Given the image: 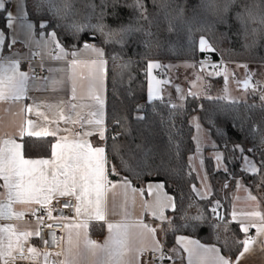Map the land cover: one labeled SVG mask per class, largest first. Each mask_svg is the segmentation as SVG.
<instances>
[{
  "label": "snow or ice",
  "instance_id": "1",
  "mask_svg": "<svg viewBox=\"0 0 264 264\" xmlns=\"http://www.w3.org/2000/svg\"><path fill=\"white\" fill-rule=\"evenodd\" d=\"M236 2V0H201L200 7L208 14L218 21H223L225 14L230 10L231 6ZM34 8L38 14L37 32H33L35 27L34 23L29 20V13L26 10L25 0H18V14L13 15L11 11L6 14V27L13 28L14 24L19 21L20 28L24 31L26 36V42L28 44H35L37 47H43L48 49L52 47L54 51L49 53V58L54 60H62L67 57H71L68 60V67L70 69H76L80 67H86L88 70L87 79L90 82L89 86V97L95 102V110L89 112V118L83 121L87 125L92 126L97 131H83L81 133H76L74 136H63L59 137L58 134L61 131L58 127L55 129L44 128L39 132L33 131V121H26V125L21 126L20 136L23 138L25 134L28 136H53L58 137L55 143L51 144V158L50 159H25L22 155V144L17 143L15 139L9 137L8 139L0 140V179L3 180V187L7 190V195L9 198V204L15 200H23L24 202L35 201L40 204L42 210L47 211L51 215L52 211H56L54 208L45 209L43 206L48 204L50 198H53L56 193L60 197L68 196L75 197L77 204L75 205L76 214H83L87 219H103L105 217V200L106 193L109 190V185L115 187L112 181L108 179V173L106 172L105 165L108 163L105 156V148L94 147L86 139L91 135H98L101 139L105 138V120H104V100L99 95L98 89L102 84L101 74L102 69L106 63L104 57L106 53L102 48L96 46L95 43L91 42L95 40L97 33L104 37L105 44H118L123 48L127 43V37L132 33H141L144 39L141 41L142 46L146 50H150L154 43L152 37L154 35L152 31L153 20L149 18L147 7L145 5V0H132L131 3L121 4V0H101L100 12H96V5L90 4L88 7L92 9L91 12L84 14L74 7L75 0H33ZM111 7L113 9L112 15L118 17L119 13L116 9L121 7H127L132 10L136 16L137 22L143 20L146 22L147 26H124L120 25L117 28H111L103 22L104 17L108 14L107 9ZM5 10V0H0V11ZM93 16H96L98 22L96 24L91 23ZM167 20V30L169 32L174 30L175 24L172 19L165 16ZM236 19L241 23L242 31L244 36L247 38L249 35V27L251 25H259V27H251V35L256 36L262 30H264V12L259 10V5H242L241 10L236 13ZM213 30L212 24L205 17L203 23L199 27L194 28L192 23L186 24V31L188 37V49L192 52L197 50L200 52H213L215 51L214 45H212L206 38L204 33L211 32ZM61 32L70 35L73 38L74 43L70 46L65 45L61 39ZM201 33L198 39V44L196 40L195 33ZM90 33L88 41H84L81 44L82 34ZM39 37L37 39L36 37ZM5 33L0 30V47L5 44ZM16 42L15 37H13L12 42L8 44V48ZM246 47L248 45H245ZM90 51L94 54L96 59L85 64L80 61L77 57L79 52ZM34 58L33 55L21 56L20 53L16 52L10 56H5L0 54V102L15 103L26 98L27 87L29 79H37L34 75L35 68L29 63V72L20 71V65L22 59ZM113 60L119 59V54L113 55ZM206 62L201 61V69ZM130 66V61L125 64L120 65L119 75H123L124 71ZM185 67H195L193 64H185ZM213 69H220L221 64L210 65ZM170 65H163L161 63L149 60L146 65V76L148 78V89H147V101L152 102L154 100H162V92L164 89L162 85L170 84V80L167 79H157L153 76L154 69H166L170 68ZM238 67H244L247 69V65H238ZM41 71H44V64H40ZM50 72L52 69H48ZM217 75L223 74L225 81L227 82L229 77V72L227 68L222 69L221 72H217ZM211 75V73H209ZM252 74L246 71V79L244 81H238V84H242L243 90L247 92L250 85H252L251 80ZM234 77V73H233ZM46 81L49 79L44 77ZM72 80L73 76H69ZM131 80V76H129ZM53 86L63 85L62 80L51 81ZM181 90L177 87V92ZM73 99H75V87L72 88ZM259 92L260 107L264 109V86L259 83L252 85V93L255 95ZM192 95V93H189ZM208 99H213L212 97H207ZM178 99H186V97L181 94ZM216 99L229 100L231 103H238L236 100H230V98L225 95L222 97H217ZM64 101L60 102L63 105ZM57 105V107H60ZM171 108L176 109L182 107L183 105L170 104ZM39 105L27 106L29 112L37 110ZM71 109H75L77 105L71 104ZM81 108L91 107L90 105H80ZM137 115L135 119L144 120L145 116L139 113L143 111L144 106L138 104ZM248 107L255 108L256 105H250ZM61 120L71 121L73 124L81 122L83 118L80 113H76V117L73 118L71 115L64 116L63 109L61 108ZM196 118L194 117L193 120ZM117 125H121L122 122L117 120L115 122ZM167 127L169 131V148H175L177 154H179V144H173V133L179 134V129L176 128L175 118L171 117L167 122ZM197 130L201 131L200 125L196 124ZM214 127V125H213ZM67 131V130H65ZM258 131V128H253V132ZM210 133L202 134L201 136L193 137L196 141L195 152L197 157L201 152V148L204 145L207 135ZM120 133H117L113 139H117ZM260 149L264 150V136L260 137L259 140ZM212 147L215 150L213 158L216 161V168H222L225 173L232 175L230 169L224 164L225 156L221 153L215 143H212ZM225 149L227 150V144H225ZM240 149L241 158L244 161V171L251 170L252 173H262L264 172V151H261V160L259 167L253 162L255 159V154L257 153V148L253 147L251 149L245 150L243 145H234L233 151ZM136 150L141 152L145 158L151 154V149H148L143 144L136 145ZM253 154L252 159L245 152ZM193 155L188 156V176L191 177L193 172L197 173V179L201 181V187L204 191H200L195 184L191 185L189 199V207H193L192 201L195 199L191 193H195L199 196L201 200H204L206 195H210V189L208 187L207 181L209 177L207 175H199L200 171L204 167V161L200 159L199 168L194 167V160L197 158ZM122 167L125 171L140 175L135 168L132 167L127 161L122 160ZM142 171V169H141ZM111 173L120 176V172L113 166ZM49 175L51 179H49ZM120 184L126 190L125 197L127 199V189L131 187V181L129 177H121ZM261 185H264V175L261 176ZM155 186L157 192H159L163 187V183H148L147 187L151 190ZM225 183L224 187H227ZM135 191V189H133ZM140 191H143L141 189ZM255 199V197H252ZM172 203V198L165 196L161 198L157 196L155 202L151 205H146L152 208V215L161 221L167 222V229H162L167 233L168 231L177 232L183 227H196L199 223L207 222V218L203 214H198L196 216H189L187 210H184L181 215V219L185 221V224L177 227L175 222L170 216L164 215V209L168 204ZM208 205H212L211 212L216 215L217 220H221L217 214V208L219 207V201L212 200L207 201ZM71 202L68 201L64 204V207H71ZM4 205H0V217L4 216L2 209ZM176 205H173L175 208ZM62 211V209H61ZM19 215V214H17ZM127 213H124L125 218L116 223H107V228L109 230L108 236L105 238L104 243L98 244L96 241L91 240L84 236L83 241L80 239V233H76L75 239L71 232L67 236L66 257L60 262V264H81V243L83 244L84 251L95 258L98 253H103V259L97 262L95 259L90 261V264H144L139 257L144 252L149 249L153 252H160L158 257L160 260L165 259V254L161 251V242L153 240L151 245L141 244L139 247H132L130 243V230L132 227H138L141 229L142 234H147L152 236L155 233V229L147 224H136L131 225L127 220ZM247 219L254 223L259 219L260 223L257 225V235H248V229L252 226V223L245 224L240 221V230L245 234L243 240H234V243L240 246L238 255L236 256V261L241 262L242 258L254 251L253 245H256L261 252H264V213L260 211H253L251 213L244 214ZM232 219L236 220L235 213L232 214ZM188 221H195L196 224L189 225ZM76 228L86 229L88 227L87 220L75 225ZM219 224L213 225V228H218ZM227 226H225V231H227ZM0 233H7L8 242L5 245L3 240L0 239V260L4 261V264H8L9 258L12 261L20 258L23 259L24 245L21 242V236L26 239L28 236L32 235L30 232H24L21 235H16V233L11 229L10 226L5 228H0ZM38 235V233H37ZM13 236L16 237L13 241ZM219 239V237H218ZM176 244L179 248H182L185 253H187L188 264H233V261L229 258H225L220 254L221 250L215 246H206L200 241L191 239L186 236H178L176 238ZM227 244V241H225ZM173 253L172 258H180V253L178 248H173L170 250ZM20 253L19 257L14 255V253ZM27 252L30 256L38 255L37 250L34 247H28ZM45 255V260L47 261L48 255ZM59 255V254H57ZM30 258V257H29ZM52 264H55L53 261ZM147 264H156V258H153L147 262Z\"/></svg>",
  "mask_w": 264,
  "mask_h": 264
},
{
  "label": "trees",
  "instance_id": "2",
  "mask_svg": "<svg viewBox=\"0 0 264 264\" xmlns=\"http://www.w3.org/2000/svg\"><path fill=\"white\" fill-rule=\"evenodd\" d=\"M132 0H121V4L131 3ZM110 3V0H109ZM95 4L96 12L99 13L101 0H75L74 7L80 12L87 14L92 11L88 5ZM259 5V10L264 12V0H236L230 10L225 14L223 21H218L200 7L201 0H145L149 18L153 20L152 39L154 42L150 50H146L141 41L144 39L141 33H132L127 37L126 45L121 48L118 44H105L104 37L97 33L95 40L91 41L100 46L106 53L108 59L106 77V140L105 150L106 171L111 180H121L127 176L136 186L147 182H159L164 184V189L169 194L176 205L169 213L171 219L177 227L185 224L181 219L184 210L189 216L203 214L207 222L199 223L196 227H183L180 231H164L165 246H171L178 235H189L197 238L206 244L217 245L222 252L234 258L240 246L234 240H243L245 234L241 232L240 226L235 223L221 224L218 228H213L217 222L228 223L232 216L233 191L240 183L247 186L254 196H261L264 199V185H261V176L264 172L256 174L246 172L243 169V159L240 149L233 151L234 145H243L245 150L253 147L257 148L254 163L259 167L261 151L259 140L264 136V109L260 107L259 92L255 95L249 90L246 99L238 103H231L222 99L198 98L189 95L186 91L183 106L176 109L169 105L174 104L175 97L163 96L162 100L147 101L148 82L146 76V65L149 60L158 63L185 61L195 62L202 60L209 55L213 60L222 61L226 65H247L253 72V81L264 86V30L258 35H251V25L249 35L244 36L241 23L236 19V13L241 10L242 5ZM26 9L29 19L34 23L36 31L38 29L37 17L33 0H26ZM118 17L112 15L113 9H107L108 14L103 22L111 28L124 26H147L146 22L135 19L136 14L127 7L116 9ZM2 14H0L1 16ZM174 21V30H167V20L165 16ZM205 17L212 24L213 30L204 33L209 42L214 45L213 52H200L198 47L195 52L188 49V37L186 24L192 23L193 27H199L204 22ZM98 19L93 16L91 23L96 24ZM5 29V28H4ZM6 32V29H5ZM201 33L196 32V40ZM90 33L82 34L81 44L88 41ZM61 39L65 45L74 43L73 38L61 32ZM245 45H248L247 47ZM119 54V59L113 60V55ZM130 61V66L119 75L120 65ZM131 76V80H129ZM207 81H213L217 86H221L222 76L210 77ZM143 105L144 109L140 115L145 116L144 120L135 119L137 105ZM255 104L256 107H248ZM180 105V104H179ZM196 116L199 124L210 133L213 143L217 149L224 154V164L230 169L232 175L223 170H216L211 157L204 158V169L209 177L211 194L201 200L195 193L192 201L193 207H189V195L192 184L199 186L197 174L193 172L188 176V156L195 152L194 126L190 123V118ZM171 117L175 118L176 128L179 134L173 133V144H179V154L175 148H169V131L167 122ZM120 120L121 125L115 122ZM214 125V127H213ZM258 131L253 132V128ZM120 133L117 139H113ZM53 138H24L22 140L23 152L26 158L40 159L49 158L51 155V144ZM143 144L151 149V154L144 155L136 150V145ZM227 144V150L225 149ZM207 150H214L213 147ZM252 159L253 154L245 152ZM122 160L127 161L140 172L137 175L127 172L122 167ZM115 167L120 176L111 173ZM142 169V171H141ZM227 183V187H224ZM1 188V186H0ZM218 200L217 210L222 211L221 220H217L212 215L211 207L207 201ZM189 225L196 224L195 221H188ZM103 226L92 224L91 234L101 238L104 234ZM219 237V239H218ZM227 241V244H225Z\"/></svg>",
  "mask_w": 264,
  "mask_h": 264
},
{
  "label": "crops",
  "instance_id": "3",
  "mask_svg": "<svg viewBox=\"0 0 264 264\" xmlns=\"http://www.w3.org/2000/svg\"><path fill=\"white\" fill-rule=\"evenodd\" d=\"M26 3V0H25ZM27 10V9H26ZM8 11H11L13 15L18 14V0H5V10L0 11V30H3L5 33V44L0 47V54L5 56H10L13 53H20L21 56L24 55H33V59H37L43 61L44 70L48 73V80H38V79H29L28 87H27V96L25 99L15 102V103H8V102H0V140L8 139L9 137L16 140L17 143L22 144V140L24 138H53L54 142L58 139V137L49 136H41L37 137L35 135L28 136L25 134L23 138L20 136V129L21 126H27L26 121L31 120L33 121L32 130L39 132L44 128L55 129L59 128L61 131L59 132L58 136H69L72 137L76 133H81L83 131H97L92 126L87 125L83 121H86L89 118V112L95 110V102L89 97V86L90 82L87 79L88 70L86 67H80L76 69H70L68 67V60L71 57H67L62 60H54L49 58V53H52L54 49L49 47L45 49L43 47H37L35 44H28L26 42V36L24 31L19 26V21H17L13 28L6 27V14ZM30 20V19H29ZM31 21V20H30ZM6 32H5V29ZM33 32H37L36 28L34 27ZM13 37H15L16 42L12 45L11 48H8V44L12 42ZM39 39V37H36ZM97 47L101 48L100 46L96 45ZM80 61L84 62L85 64L91 62L92 60L96 59L94 54L90 51H83L79 52L78 57ZM105 65L102 69L101 80L102 84L99 86L98 92L101 98L104 100V120H105V128H106V77H107V68H108V59L105 58ZM28 59H22L20 65V71L28 72L29 66ZM48 69H52L50 72ZM157 69L153 70V76L156 78L155 72ZM69 76H73V79L70 80ZM55 80H62L63 85H56L53 86L51 81ZM158 79V78H157ZM223 81V79H222ZM148 82V78H147ZM75 87V99H73V92L72 88ZM64 101L63 105H60V102ZM75 104L77 107L75 109H71L70 105ZM30 105H39L40 107L37 110L29 112L27 110V106ZM60 105V107H57ZM80 105H90L91 107H84L81 108ZM61 108L63 109V115L69 116L71 115L73 118L76 117V113H80V116L83 118L81 122L73 124L70 120L64 121L60 119L61 116ZM67 130V131H65ZM208 133V132H207ZM86 139L91 143L94 147H103L105 148V140H106V132L105 138L101 139L98 135H91L86 137ZM22 155L24 156L23 152V145H22ZM52 155V153H51ZM43 158V159H50ZM106 156V150H105ZM25 159H30L26 158ZM41 159V158H40ZM244 162V161H243ZM106 168V165H105ZM218 170V169H216ZM220 170V169H219ZM223 170V169H221ZM107 172V171H106ZM49 179L51 176L49 175ZM108 179L111 180L110 176L108 175ZM112 184L115 185L113 187L110 185L108 192L106 193V200H105V217L103 219H87L86 216L83 214H76L77 220L73 222H68L65 224L64 229V238L62 244V254L56 256L55 258H48L47 261L45 260V255L43 256L44 262L52 263L55 259L56 261L60 262L65 259L66 257V248L67 245V236L69 232L72 233L73 238L75 239L76 233H80V239L83 241L85 235L91 240L96 241L98 244H103L105 238L108 236L109 230L107 228V223H116L125 218L124 213L126 212L127 220L129 224L136 225V224H147L154 228L156 231L152 236L147 234H142V231L138 227H132L130 230V243L132 247H139L141 244L151 245L152 241H159L162 245V238L164 235V231L162 229H167V222L161 221L158 218H155L152 215V208L146 205H151L155 202L157 196L159 195L161 198L168 196L171 197L169 194L166 193L164 187L157 192L155 186L151 190L148 189V183H152L155 185L159 182H147L140 186L134 185L131 182V187L127 189V199L125 197L126 190L120 184L119 181L111 180ZM3 180L0 179V205H4L5 207L2 209L4 212V216L0 217V228H5L10 226L11 229L16 233V235H21L24 232H30L32 235L28 236L24 239L21 236V242H28L30 241L31 244L28 247H35V240L37 236V224L34 222H27L24 220L26 215H31L35 211V209L40 204L36 203L35 201L31 202H24L23 200H15L9 204V198L7 195V190L3 187ZM135 189V191H133ZM143 189V191H140ZM250 194V192H249ZM172 198V197H171ZM56 199H71L74 200L75 205L77 201L75 197H60L58 193L54 195L53 198H50L48 204H50L53 200ZM173 201V199H172ZM47 205V204H46ZM174 203L168 204L167 207L164 209V215L170 216V212L173 210ZM45 206V205H44ZM264 207V204H263ZM236 205L233 203L232 207V214L235 213ZM255 210H251L253 212ZM238 212H241L240 210ZM264 213V211H263ZM19 214V215H17ZM242 217L241 213L238 214ZM87 220L88 227L86 229H79L76 228L75 225L82 223ZM240 221H243L245 224L252 223L249 219L245 220H233L231 216V220L228 223L217 222L216 224H227L235 223L240 226ZM260 223L259 219H257L252 226V233L254 236L257 235V225ZM98 225L103 226L104 234L101 238L94 237L91 234L90 226ZM249 235V229H248ZM181 236V235H178ZM176 236L174 242L171 246H165L166 251L170 254L171 259L166 261L164 264H188L187 261V253L183 251L182 248L176 244ZM189 237L191 239L198 240L197 238L189 235H182ZM0 239L3 240L4 244L6 245L8 242V235L7 233H0ZM16 237L13 236V241H15ZM200 241V240H198ZM200 243L206 246H215L219 248L215 244H206L200 241ZM173 248H178L180 253V258L173 259V253L170 251ZM220 249V248H219ZM254 251L246 254L245 257L242 258L241 262L236 261V255L234 258H230L229 254L220 252L225 258H229L233 261V264H264V252H261L260 249L253 245ZM150 250V249H149ZM148 250V251H149ZM151 251V250H150ZM147 252V251H146ZM38 253V252H37ZM81 264H90V261L95 259L97 262L101 261L103 257V253H98V255L93 258L88 255L84 249L83 244L81 243ZM145 253V252H144ZM143 253V254H144ZM15 254V253H14ZM139 259L142 261V255ZM30 255V254H29ZM0 264H4V261L0 260ZM8 264H12V260L9 258ZM158 264V263H156Z\"/></svg>",
  "mask_w": 264,
  "mask_h": 264
},
{
  "label": "rangeland",
  "instance_id": "4",
  "mask_svg": "<svg viewBox=\"0 0 264 264\" xmlns=\"http://www.w3.org/2000/svg\"><path fill=\"white\" fill-rule=\"evenodd\" d=\"M163 65H170L172 67L163 69L169 76L167 80H170V84L162 85V88L164 91L162 92V96L167 97H175L174 104H181L183 100L178 99L181 94L185 97L186 91H190L192 95L197 96L198 98H217L227 95L230 100H236V101H243L246 99L247 93L249 90H252V85H255L253 81V72L250 66H247V69L244 67H238L240 64L236 65H225L224 68L228 69L229 77L227 82L224 79V76L222 74V83L221 86H217L216 83L213 81H207V78L210 77H216L214 74H212L209 71H206L205 69L198 68L196 64L193 62H185V61H174V62H164L161 63ZM185 64H193L196 65L195 67H185ZM157 71L155 72L156 78ZM246 71L250 72L252 74L251 80L252 85L249 86L247 92L243 90L242 84H238V81H244L246 79ZM211 73V75H209ZM234 73V77H233ZM159 79V78H158ZM177 87L181 90L180 92H177ZM230 102L229 100H225ZM196 118L193 120V118ZM190 123L194 126V137L201 136L202 134L207 133V131L199 124L197 117L192 116L190 118ZM199 124L201 127V131L197 130L196 124ZM195 141V140H194ZM212 139L207 135L206 141L204 145L201 148V152L199 156L197 157L196 152H194L193 156L197 157L194 160V167L199 168L200 166V159L202 158L204 161L205 157H211L214 161V165L216 168V161L213 158V154L215 150H207V148L212 147ZM195 147H196V141H195ZM245 168L244 162H243V169ZM217 169V168H216ZM222 168H220L221 170ZM219 170V169H218ZM248 172L252 173L251 170ZM196 173V172H195ZM197 174V173H196ZM199 175L203 176L206 175L205 169L200 171ZM209 189L210 182L207 181ZM200 189V191H204V188L201 187V181L199 180V186L197 187ZM211 191V189H210ZM250 190L247 186L243 185L242 183L239 184V186L236 188V190L233 191V203L236 205V220H245L247 217L244 214L250 213L251 210L260 211L263 213L264 211V199L261 198V196H253L251 193L249 194ZM208 195H206L207 197ZM199 197V196H198ZM252 197H255V199H252ZM173 202V201H172ZM174 203V202H173ZM241 212H238V211ZM241 213L242 217H240L238 214ZM171 217V216H170Z\"/></svg>",
  "mask_w": 264,
  "mask_h": 264
},
{
  "label": "built area",
  "instance_id": "5",
  "mask_svg": "<svg viewBox=\"0 0 264 264\" xmlns=\"http://www.w3.org/2000/svg\"><path fill=\"white\" fill-rule=\"evenodd\" d=\"M201 61H205L206 63L203 66V69L206 71L211 72L216 77H220L221 75H217V72L222 73V69L226 65V63L222 61L213 60L211 56L207 55L202 60L195 62V64L198 66V68H201ZM32 66L35 68V72L31 75H34L37 77L38 80H45L44 77L48 78V73L44 70L41 71L40 64L43 63V61L33 59L30 61ZM29 62V63H30ZM215 64H221L222 67L220 69H213L210 65ZM27 71L29 72V66ZM157 76L159 79H168V74L163 70L159 69L157 72ZM110 187V185H109ZM71 202V207H64V204L66 202ZM45 209L48 208H54L56 211H52L51 215L48 214L47 211L42 210V207L39 206L35 209L33 214L26 215L24 217V220L27 222H34L37 224V233L35 240V247L38 252V255L30 256L27 252L28 246L31 244L30 241L23 242L24 248L23 253L24 257L23 259H16L15 261H12V264H52L50 262H44L43 256L45 253H47L48 258H55L58 256L57 254H62V244H63V238H64V229L65 224L68 222H73L77 220L76 212H75V202L71 199H56L53 200L50 204H47L43 206ZM62 209V211H61ZM218 215H222V211L217 210ZM213 216H216L212 213ZM221 222V221H220ZM249 235L254 236L252 233V228H249ZM161 251L165 254V259L160 260L158 257L160 256V252H153V251H147L142 255V262L144 264H147V262L153 258H156V263L158 264H164L166 261H169L171 259L170 254L165 249V242H164V235L162 238V247ZM17 257H19L20 253H15ZM30 257V258H29ZM55 264H60V260L56 261L53 260Z\"/></svg>",
  "mask_w": 264,
  "mask_h": 264
}]
</instances>
